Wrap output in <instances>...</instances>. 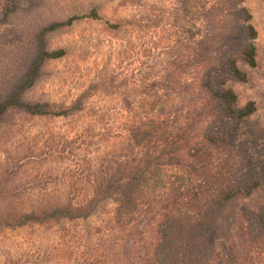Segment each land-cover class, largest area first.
I'll return each instance as SVG.
<instances>
[{
	"label": "trees",
	"instance_id": "16d2710c",
	"mask_svg": "<svg viewBox=\"0 0 264 264\" xmlns=\"http://www.w3.org/2000/svg\"><path fill=\"white\" fill-rule=\"evenodd\" d=\"M244 1L173 0L164 31L147 46L145 80L121 87L129 90L119 99L125 142L104 158L90 190L29 197L0 191V229L86 219L110 200L97 232L83 233L79 264L110 257L117 264H264V205L247 203L264 188V119L255 117L254 101L240 104L231 86L247 79L240 62L256 64L257 31ZM41 2L0 0V48H11L0 72V130L22 116L68 117L84 106L82 94L68 104L25 96L43 65L65 53L49 47L50 34L99 17L93 8L38 24L27 36L3 29ZM8 164L0 184L21 165Z\"/></svg>",
	"mask_w": 264,
	"mask_h": 264
},
{
	"label": "rangeland",
	"instance_id": "374dc122",
	"mask_svg": "<svg viewBox=\"0 0 264 264\" xmlns=\"http://www.w3.org/2000/svg\"><path fill=\"white\" fill-rule=\"evenodd\" d=\"M172 1L42 0L37 8L11 19L3 29H11L10 35L18 30L27 36L36 25L49 20L87 15L93 8L99 15L80 17L50 34L49 47L62 48L65 53L43 65L40 78L25 96L68 104L82 94L84 106L68 117L22 116L13 129L0 130V180L8 163L21 164L9 169L11 179L6 184L2 179L0 191L29 197L90 190L88 180L103 171L104 158L117 154L125 142L119 126V118L125 114L119 99L121 91L129 90L121 87L137 88L133 80H140L139 84L145 80L147 46L164 31L163 19ZM244 5L257 31L256 64L240 62L247 79L231 86L239 103L254 101L255 117L264 119V0H245ZM10 51L0 48V72ZM247 203L264 205V188ZM112 206L106 200L86 219L0 229V264L81 263L83 233H96ZM112 259L105 264H117Z\"/></svg>",
	"mask_w": 264,
	"mask_h": 264
}]
</instances>
